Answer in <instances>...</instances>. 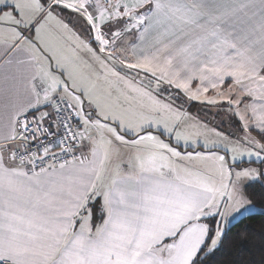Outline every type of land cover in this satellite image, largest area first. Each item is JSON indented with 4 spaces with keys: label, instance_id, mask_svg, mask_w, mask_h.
<instances>
[{
    "label": "snow or ice",
    "instance_id": "1",
    "mask_svg": "<svg viewBox=\"0 0 264 264\" xmlns=\"http://www.w3.org/2000/svg\"><path fill=\"white\" fill-rule=\"evenodd\" d=\"M250 182L264 0H0V264H211Z\"/></svg>",
    "mask_w": 264,
    "mask_h": 264
},
{
    "label": "trees",
    "instance_id": "2",
    "mask_svg": "<svg viewBox=\"0 0 264 264\" xmlns=\"http://www.w3.org/2000/svg\"><path fill=\"white\" fill-rule=\"evenodd\" d=\"M255 134V133H254ZM248 192L253 196L257 208L260 211L246 215L231 226L226 234L225 242L211 258V264H260L264 259V251L261 249V222L264 216H261L262 209L259 207L264 203V188L260 182H251L248 184ZM247 229L256 239L242 246L236 244V233Z\"/></svg>",
    "mask_w": 264,
    "mask_h": 264
},
{
    "label": "rangeland",
    "instance_id": "3",
    "mask_svg": "<svg viewBox=\"0 0 264 264\" xmlns=\"http://www.w3.org/2000/svg\"><path fill=\"white\" fill-rule=\"evenodd\" d=\"M209 95H211V93H209ZM190 111L194 114H197L201 120L208 122L209 127H215L218 130L222 131L223 133L230 134L231 137L233 138L242 136L243 134L240 125L236 121V119L234 117H231L230 114L226 113L225 111L219 110L218 106H211L206 104H200L198 102H191ZM258 164L259 162L255 160L251 164H249L247 159L243 161L244 167H248V166L257 167ZM258 211H260V209L255 208L252 213H256ZM246 215H249V213L244 214V216ZM244 216H237L230 222L229 226H231L234 222H236L237 220H239Z\"/></svg>",
    "mask_w": 264,
    "mask_h": 264
},
{
    "label": "crops",
    "instance_id": "4",
    "mask_svg": "<svg viewBox=\"0 0 264 264\" xmlns=\"http://www.w3.org/2000/svg\"><path fill=\"white\" fill-rule=\"evenodd\" d=\"M75 23V22H74ZM81 26L79 24H77V28L79 29ZM251 183V182H250Z\"/></svg>",
    "mask_w": 264,
    "mask_h": 264
}]
</instances>
